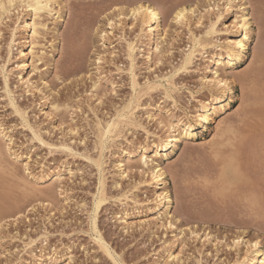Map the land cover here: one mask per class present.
<instances>
[{
  "label": "rangeland",
  "instance_id": "obj_1",
  "mask_svg": "<svg viewBox=\"0 0 264 264\" xmlns=\"http://www.w3.org/2000/svg\"><path fill=\"white\" fill-rule=\"evenodd\" d=\"M58 1L62 7V20L56 23L53 18H44L47 19V30L42 33L38 44L44 54L41 60L33 66L35 68L33 72L31 66L27 69L31 82L41 90V95L43 94L42 96H46L49 102H55L59 106V110L53 111L49 118L39 109L41 95L34 92L26 93L24 87L17 82L14 67L18 62L16 53L20 33L17 27L20 21L15 18L16 14L12 20L6 22V27L5 25L0 27L3 29L0 37V67L5 66L8 72L10 89L17 105L25 111L28 125L36 130L38 138L43 143L53 146L66 144L71 149V152L64 151V153L53 146L49 148L41 144L33 137L30 130L21 122L22 119L9 106L0 74V124L9 132L13 140L12 151L22 154L24 161V157L28 158V165L30 164L29 168L33 176L39 175L42 169L50 176L56 173L62 174V178L64 176L61 186L53 184V186L49 185L34 191L32 187L35 182L24 174L21 163L17 164L14 169V172L17 169L15 173L19 175L18 182L21 184L11 185L14 179L7 177L8 174L5 173L7 171H0L2 178H0V184H2L0 188L2 186L7 191L8 186H11L10 194L0 192V200L7 196L5 193L12 194L11 198L14 197V201L11 199L13 203L5 201L12 205L18 201V196L19 201L24 199L20 204L17 203L16 211L18 210L19 214L11 211L13 207L9 208L8 204L2 207L4 199L10 201L9 196L0 201L3 204L0 205V211L7 216L2 217L1 212L0 217L2 221L3 219L5 221L1 223L3 225L0 228V264H32L30 248L27 247V250L24 244L29 241V238L35 239L38 236L40 240L32 247V250L37 254V258L54 253L55 263L53 264H163L166 261V250H171L173 253L180 252L182 262L179 264H233L237 257V252L231 246L233 239L240 237L243 240L239 246V256L242 255L245 241L257 239L264 248V144L262 143L264 140V122L262 123L264 110L261 109L256 112L257 114L254 113L249 106L250 103H247L250 102L247 99H251L252 95L250 93V97L249 94L247 95L249 92L243 89L249 85V81L244 80L243 76L245 77L246 73L256 66L253 62L255 55H259L262 53L260 51L264 50V0H244L250 13L248 21L251 22L247 49L244 57L236 61L233 68L225 63L221 71V74L231 82V100L215 104L211 108L212 112L217 110L212 116L213 121H203L199 127L198 120L194 118L198 104L209 102L211 94L218 97L224 96V92L218 89L202 86L200 79L204 74L208 56L214 52V48L208 43H220L222 50L225 49V30L229 20L217 19L212 14L206 15L203 23L198 24L196 12L188 16L189 21L185 26H177L173 21L174 12L182 6L193 7L196 1L201 0ZM138 2L147 3L161 12L162 30L156 32V41L160 42L158 38L161 37L162 31H165L164 43L162 41L159 44L161 49L163 47L165 58L161 59V63L154 65L147 63L138 54L135 60L136 65L133 68L136 81V87L133 88L124 47L125 41H131L135 36L138 40L141 38L142 33L139 28L129 29L130 20L126 15L128 9ZM234 5L238 6L236 3ZM120 8L124 9V25L114 30L113 35L109 36V42L113 45L111 50L103 49V46L100 47L98 32L104 30L102 28H105V18L113 17L114 19L117 9ZM233 11L236 12V9L234 8ZM15 28L17 30L14 31V43L8 53L6 45L11 39V31ZM54 28L58 29L56 34H54ZM194 36L199 37L200 42L205 44L204 57L198 56L193 64L187 65L186 69L182 70L180 69L181 58ZM138 45L142 46L140 42ZM97 54L101 56L99 71L104 77L100 89L94 91L91 85L96 81L95 77H98L97 69H95ZM165 79H169L168 84ZM173 86L176 89L170 93L169 89ZM153 114H156L155 120H149L148 115ZM262 115L263 119H261ZM161 117L165 124L169 120L173 121L178 118L187 119L186 121L195 126V137L175 145L168 162H165L168 189L174 199L172 213L178 219L176 223L177 242H174L172 236L161 228L151 230L150 227L141 229L133 227L129 232L122 230L119 221L126 215H128L127 220L134 221V224H138L137 221L150 219L153 215L149 209L153 206L154 191L141 183L146 180V177H141L138 171L130 172L129 180L125 178L119 181V186L115 187L114 184L116 180V171L113 167L115 160L120 159L125 151L136 152L142 145H151L163 139L164 131L160 125H156L161 122ZM222 117L226 119L228 125L232 126L234 132L226 135L233 138L232 143H228V146L225 143L224 147L222 145L219 148L224 150V154L228 153L229 157L232 156L230 152L238 148L239 151L237 149L236 151L239 158H242V162H239V158L237 159L240 167L236 169H240L239 172L243 176L241 178H244L246 183L239 178L237 181L241 180L242 183L240 181L236 188L233 185L238 182L231 184L233 188L225 186L227 191L218 194L224 187L219 188L217 183L215 182V186L213 182L222 167L220 168L218 164L214 165L216 162L209 157L211 149L207 143H212L214 138L216 139L213 141L214 144L220 140L225 141L222 139L226 136L216 134L218 133L217 123ZM109 122L114 123L115 130L105 140H101V127ZM257 140H260L259 144ZM232 144L234 145L231 146ZM98 147L99 150H97ZM3 150L5 154L6 149ZM50 150L53 151L48 152ZM114 152H117L115 160L112 156ZM151 152L149 155L154 156V149H151ZM6 154L8 156L7 152ZM100 154L104 161L105 186H103L104 191L102 190L103 196L100 198L101 207L97 226L101 236L113 250L112 256L114 257L105 255L90 238L94 232L88 221V211L92 197L98 188L97 172L91 162L98 159ZM153 158L160 161L159 155ZM210 173L216 176H210ZM3 179L7 181L4 185L7 189L3 186L5 183ZM22 181L30 183L27 185L31 189L30 192L26 191L27 188L22 185ZM216 187L217 193L214 191ZM256 193H261V197L259 194L258 197ZM252 200L257 201L256 205H251L254 203ZM83 204L84 207L81 206ZM3 208L6 209L3 211ZM207 233L211 239L204 241V235ZM196 235L198 237L195 239ZM214 238L219 242L217 247H214V242H212ZM164 241L167 243L163 244ZM168 264L176 263L169 262Z\"/></svg>",
  "mask_w": 264,
  "mask_h": 264
},
{
  "label": "bare ground",
  "instance_id": "obj_2",
  "mask_svg": "<svg viewBox=\"0 0 264 264\" xmlns=\"http://www.w3.org/2000/svg\"><path fill=\"white\" fill-rule=\"evenodd\" d=\"M234 3H236L238 6H235ZM195 4H196L195 6L189 7V8L181 5L182 7H180L179 9H177L174 12L173 21L175 22V24L177 26H180V25L185 26V24L189 21L188 16L192 15V14L194 15V13H196V12H197L196 20H197L198 24L203 23L202 21L206 15L210 16L212 14L215 15L217 19H224V20L230 21L226 30H225V32H226V36H225L226 45H225L224 51L222 50L220 43H216V44L208 43L209 46L214 48V52L208 56V58L206 60L207 63H206L205 68H204V74H203L202 78L200 79L202 86L212 87V89L215 88L216 90L218 89L221 92H224V96L218 97V96H214L211 94V98H210L209 102H207V103H201L200 102V104H198V107H196V112L194 113V118H196L198 120V123H199L198 127H199L201 125V122H203V121H213L212 116H213V114H215L217 112V110H216V112L215 111L212 112L211 108L215 104L217 105L218 103H222L223 101L226 102V100H228V101L231 100V97H232L231 96L232 91H231V87H230L231 82L227 78H225V76L223 74H221V71H223L225 63L230 68H233L235 62L239 61L242 57H244L246 49H247V43L249 41V24L251 22L249 23V21H248L250 13L248 11L249 10L248 5L245 4L244 0H201V1H196ZM234 8L236 9V12L233 11ZM15 14H16L15 18L20 21V23L17 27L19 29V33H20V35L18 34L20 36V38H19V42H18L19 47L17 48V53H16L18 62L14 67V69L16 70L15 75L18 78L17 82L21 86L24 87V89L26 90V93L27 92H29V93L34 92V93H38L41 95V90L31 82V78L29 77L30 75L28 73L29 71L27 72V69L31 66L33 68L32 69V72H33L35 70V68L33 66L36 63H38V61L41 60V57H43L44 52L41 50L40 47H38V44H39V40L41 38L42 33L45 30H47L46 20L50 17V18H53V20L56 23L61 22V20H62V7H61L58 0H0V27L3 25H5V27H6V22L8 23V21L12 20V17L15 16ZM123 15H124V9L120 8V9H117V14L115 15L114 19H113V17L112 18H108V17L105 18L106 19L105 28H102L104 30H101L98 32V38L101 41L100 47L103 46V49H106V50L110 49L111 50L113 45H111V42H109V36L113 35L114 30L123 27V25H124V18H123L124 16ZM126 15H128L129 20H130L129 29L134 30L135 28H139V30L142 33L141 38L139 40H138L137 36H135L134 39H132L131 41L130 40L125 41V47H124L125 48L124 50H126V54H127L126 58H128V62H129V69L128 70H129V73L131 74V78H132L131 79L132 80V87L135 88L136 87V81H135V78L133 75V68L136 65V62H135L136 56L139 54V55H141V57H143L147 61V63L150 62L151 64L153 63L154 65L161 63V59L165 58V57H163L164 56L163 55L164 54L163 47L161 49L159 44L162 43V41L164 43L166 33H165V31H162L163 33H161V37L158 38V39H160V42H157L158 40L156 41V39H157L156 32L162 30V28H161V12L159 10L154 9L151 5H149L147 3H145V4L139 3V2L136 3L135 5H133L132 7H130L128 9V12L126 13ZM44 18H47V19L45 20ZM17 28H15L11 31V39L7 43V45L5 44L6 48L8 50V53H10V51L12 49V45L14 43V37H15L14 31L17 30ZM1 30H3V29L0 28V37L2 35ZM57 30H58L57 28H54V34L57 33ZM119 38H121V37H119ZM198 38H196L194 36L190 40L191 44L188 46V49L186 50L183 58H181L180 69L184 70V69H186L187 65L193 64V61L197 60L198 56H200L201 58L204 57L205 44L203 42H200V40ZM216 41H217V39H216ZM139 42L142 46L138 45ZM13 47H15V46H13ZM70 47H72V46L70 45ZM53 48L55 49V46H53ZM137 51L139 53H137ZM166 51L168 52V49ZM107 52L108 51H106V53ZM113 52H114V50H113ZM260 52H262V53H260L257 56L255 55L254 60H253V62L255 63L256 66L253 68L251 66H249L252 69L249 70L248 73H246L245 77L243 76L244 80L247 79L246 81H249L248 82L249 85H247V87L245 86V88H243V89L246 90V92H249V93H247V95L249 94L250 97L252 95L251 99L250 98L247 99V101H250L247 103L248 104L250 103L249 106L251 109H253L254 113L258 112L261 109L264 110V53H263L264 50L260 51ZM99 54H97V58L95 60L96 64H97V67L95 69H97L96 72L98 73V77H95L97 79L91 85V87L94 91L95 90L97 91L100 89V85H101V82L103 81V77H104V76H102V74L99 71V68H100L99 65H101L100 64V62H101V56L100 55L101 54L100 55ZM109 54H112V52H110ZM251 62H252V60H251ZM0 74H1L2 82H3V89H4V92L6 93V96L8 98V102H9V106L11 107V109H13L14 112L22 119L21 122H23L24 126L30 130L33 137H35L37 139V141H39L41 144H44V145L48 146L49 148H51L53 145L43 143L42 140L38 138L36 130L33 127L31 128L25 119V117H26L25 111L22 110L17 105V103L15 102L13 92L11 91L10 85H9V75H8V72L5 68V66L0 67ZM235 77H237V76L235 75ZM162 79H164V78H162ZM239 79L241 81H243L241 78H239ZM168 80L169 79H165L166 84L169 83ZM166 84L164 83V86H166ZM161 85H162V82H161ZM175 89H176L175 86H173L172 89H169L170 93H173ZM105 92H107V91H105ZM24 93H25V91H24ZM250 93H251V95H250ZM42 95L39 99V109L41 112H43V114L47 118H49L53 111L59 110V106L55 102H53V103L49 102L47 97L42 96ZM21 96H22V94H21ZM204 102H206V101H204ZM246 108L249 109L248 107H246ZM61 109H62V107H61ZM220 110H222V109H220ZM241 110H242V108H241ZM246 111L245 112L242 111V112L246 113ZM261 112H263V111H261ZM163 113H167V112H163ZM238 113H239V111H238ZM247 113H248V111H247ZM157 114H158V112H157ZM159 114H162V113H159ZM226 116H228V115H226ZM224 117H222V119L220 118L221 120L217 123L218 124V126H217L218 133L216 132V134H219V136L222 135L225 137L228 134H232L233 128H232V126L227 124L226 119H224ZM245 117H246V115H245ZM155 118H156V114L148 115L149 120H155ZM161 119H162L161 120L162 123L161 122H158V123L155 122L156 125L158 124L161 126V129L164 131V134H165L163 139H161L160 142L155 141V142L151 143V145H142L137 149L136 152L125 151L123 156L117 160H115V158H117V156H116L117 152H114L112 154V156L115 160V163L113 165V167L116 171V174H115L116 180L114 182V184L116 185L115 187L119 186V181H121L125 178H128L130 175L129 174L130 172L138 171V173L141 175V177H146V180H143L141 183H144L147 188H151L154 191L153 206L149 209V212H151L153 215H151L149 220L144 219L141 221H137L138 224H134V221L132 222L131 220H129V221L127 220L128 215H126V217L121 218V219L119 217L118 218L120 219L119 222L121 224V229L124 230L125 232H129V230H131L133 227H138L140 229L144 228V227H150L151 230H153V229L157 230V229L161 228V229H164V231L167 234L169 233L172 236V239L174 240V242H177L178 241V234L176 233V229H177L176 223L178 222V219L175 218L173 213H172V205H173L174 199H172L170 192H169V189H168L167 178H166L167 172L165 171V168H166L165 162H168V159L170 158L171 154L174 151L173 148L175 147V145H177L179 142H182L186 139H192L195 137V134H194L195 126L192 125L189 121H186L187 119L183 120V119L176 118L173 121L169 120V122H167L166 124L163 122L162 117H161ZM261 119H263V115H262ZM125 120H127V119H125ZM165 120L166 119H164V121ZM258 120H260V119H258ZM113 122H114V120H113ZM113 122L106 123L105 125H103L101 127V135H102L101 140H105L108 135L113 133V131L115 130V125ZM130 122H132V120ZM243 122H245V121H243ZM248 122H250V121H248ZM263 122H264V120H262V123ZM131 124H133V123H131ZM235 124H237V123H235ZM235 124H234V126H235ZM241 126H242V124H241ZM260 126L261 125L259 124V127ZM238 127H237V129H238ZM241 128H243V127H241ZM263 130H264V126H263ZM8 133L9 132H7L2 127V125L0 124V171L1 172L7 171V172H5L8 174L7 177L14 179L12 181L14 183H12L11 185H16L17 183L21 184L20 182H18V180L20 179L19 175H17L15 173L17 169L14 172L15 166L17 164L21 163V167H22L24 174H26L27 177H30V180L35 182L34 183L35 187L34 186L32 187V185L30 186V187H32V189L34 191L39 190L40 188H43V187H46L49 185L53 186V184H55L57 186H61L62 179L64 178V176L62 178V174H60V173L52 174L50 176V175H48L47 172L44 171V169H42L39 175L36 174L37 176H33L31 174V171L29 168L30 164L28 165V161H27L28 158L24 157L25 158V161H24L22 154H18L15 151H12L13 140ZM260 133H263V132H260ZM230 136L232 137V135H230ZM258 137L260 138V136H258ZM214 139L211 141L212 143H210V144L207 143V145H209L208 147H210V149H211V156H209V157H211L212 160L214 159L216 162V163L212 162V164L213 163H214V165L218 164L220 166V168L222 167V169L220 172H218L217 176L215 174L214 175L211 174L212 172L210 173V176L211 175L216 176V178H215L216 181L214 179V182H213L215 184V186L217 183V187H219V188L224 187L223 188L224 190L222 189L221 192L219 191L218 194H220V193H223V191H227V190H225L227 186H228L227 188H229V187L233 188V186H234V188H236V185L239 184V182L241 181V180L237 181L239 178L243 177V176H241V173L239 172L240 169L239 170H237V169L240 167L238 165H240V163H239L240 161L242 162V158L241 159L239 158V154L237 153V151H239L238 148H235V150L232 149L233 151L230 152V154H232V156L230 155L231 157H229L228 153H226V152H225V154H226V156H225L224 150L219 148L220 146H222L225 143H227L226 144L227 146L229 145L228 143L231 144L232 143L231 141L233 138L231 139L229 136H226L225 139H222V141L223 140H225V141L221 142V140H220L218 142H215L216 144L213 143V141L216 140V139L215 140ZM1 141H2V144H1ZM236 141H237V139H236ZM239 141H240V139H239ZM259 141L257 144H259ZM207 142H209V141H207ZM261 142H262V140H261ZM217 143H220V144H217ZM262 143L264 144V140ZM234 144L238 145L236 143H234ZM234 144H232L231 146H233ZM260 145H261V143H260ZM260 145H259V147H260ZM102 146H103V143H102ZM53 147L60 150V151H63V152L64 151L65 152H71L70 146H67L66 144H59L58 146L56 145ZM223 147H224V145H223ZM246 147H247V145H246ZM256 148H258V147H256ZM3 149H6L5 151L8 153V156H7L6 152L4 154ZM151 149H154V156L149 155V153L151 152ZM236 149H237V151H236ZM97 150H99V147ZM51 151H53V150H50L48 152H51ZM102 151H103V148L101 147V152ZM233 152H234V154H233ZM250 152H251V150H250ZM102 154H103V152H102ZM102 154H100L98 159L91 162L92 165L95 167V170L97 172L98 188H97L96 194L93 195L92 200H91V206H90L89 211H88V221L91 225V228H93L94 234L90 238H91L92 242H94V245H96L99 250H102V252L105 255L112 256V254H114V252H113V250H111V247L109 246V244L101 236V234L99 232L100 230H98V226H97V219H98V215H99V211H100V207H101L100 198H101V196H103V191H104L103 186H105L104 185V180H105L104 179L105 178L104 161L102 158ZM5 155H6V157H4ZM155 155L160 156V159H159L160 161H156L153 158V157H155ZM233 155H235V156H233ZM251 155H252V153H251ZM236 156H238V157L236 158ZM240 156H241V154H240ZM253 156H255L254 153H253ZM7 157H9V158L6 160ZM211 158H209V159H211ZM238 158L240 159L239 162L237 160ZM89 159H92V158H89ZM247 159H248V157H247ZM250 159H252V158H250ZM206 160H207V158H206ZM244 162H246V161H244ZM236 167H237V169H236ZM247 168H248V166H247ZM215 171H217V170H215ZM243 173L245 174L246 172H243ZM244 174H242V175H244ZM251 175H253V173ZM197 178H199V177H197ZM247 178L250 179V177H247ZM251 178H252V176H251ZM12 179H9V180H12ZM241 179L243 182H245L243 180L244 178H241ZM128 180H129V178H128ZM204 180L206 182L208 181L207 179H204ZM242 181L240 183H242ZM4 182L5 183L3 184V186L6 184L7 181L4 180ZM25 182H23L22 185L25 188H27L26 191L30 192L31 189H29V186H27L30 183L27 184ZM234 182H238V183L234 184ZM248 182H249V180H248ZM250 182H252V181H250ZM9 183H11V181ZM213 183H212V185H214ZM231 184L232 185L234 184V185L231 186ZM0 185H2V184H0ZM22 185H20V186H22ZM198 185H200V184H198ZM240 185H242V184H240ZM4 187H5V189H7V186H4ZM217 187L214 190L216 193L218 191V190L216 191ZM1 188H0V192L2 194H3L2 191L6 192L8 194L11 193V190H10L11 186H8L9 190L7 189V191H5L2 186H1ZM13 188H14V186H13ZM228 191H230V189ZM6 193H5V195H7L9 197L12 195V194L8 195ZM257 195H256V197H257ZM259 195H258V197H259ZM23 196L26 197V195H23ZM6 197H3V198H6ZM18 197H17L18 201H15L13 205L11 203L10 204L6 203L5 201L12 202V201H14V199H13L14 197H12V198L10 197V201H9V199L8 200L4 199V202H3L4 205L1 204L2 202L0 203V205L1 206L3 205L2 207H5L6 204H8L7 206L9 208L13 207V208H11V211L13 210L15 212L18 204H20L22 201H24V199H22V198H21L22 200L19 201L20 197L19 198ZM25 197H23V198H25ZM260 197H261V195H260ZM3 198L0 201H3ZM11 199H13V200L11 201ZM254 199H256V198H254ZM252 201H254V203ZM252 201L251 202L253 204H251V205L252 206L256 205L257 201H255V200H252ZM119 202H121V200H119ZM48 203H50V202H48ZM1 206H0V210H1ZM81 206L84 207V204ZM41 207H42V205H41ZM6 208H3V211ZM7 210H10V209L7 208ZM7 210H6V214H8ZM17 211H16V213H18ZM1 212L2 211H0V216L3 213L2 214V217H3L4 212H2V213ZM16 213H15V215H17ZM49 216H51V215L49 214ZM2 217H0L1 218L0 219V228L2 227L1 225H3L1 223H3V221H5L4 219L2 221ZM4 217H7V216H4ZM47 219H50V218L47 217ZM116 220H117V217H116ZM196 237H198V236L196 235L195 239H196ZM203 239H204V241H209V239H211V236L209 235V233H207L204 235ZM38 240H40L39 236L35 239L29 238V241L24 244V248H27V247L30 248V257H32V259H33L32 264H53V263H55L54 262L55 261L54 253L52 255L51 254L42 255V256H40V258L39 257L37 258V254L34 253V250H32V247L35 246V244L37 243ZM185 240H187V239H185ZM242 241L243 240L240 237H237V238L232 240L231 246L237 252V254H236L237 257H236V260L233 264H264V248H262L261 243L257 239L252 240V241H245L244 250L242 251V255L239 256L240 255L239 254V252H240L239 246L242 243ZM212 242H214V247H217V245L219 244V242H217V239H215V238ZM164 243H167V242L164 241L163 244ZM28 248H27V250H28ZM53 252H54V250H53ZM166 252H167L166 261L163 264H168L169 262L179 264L182 262L181 257H180V252L173 253V252H171V250H166ZM112 257H114V256H112ZM167 261H169V262L167 263Z\"/></svg>",
  "mask_w": 264,
  "mask_h": 264
}]
</instances>
